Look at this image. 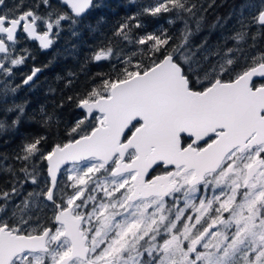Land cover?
I'll list each match as a JSON object with an SVG mask.
<instances>
[{
    "label": "snow or ice",
    "instance_id": "1",
    "mask_svg": "<svg viewBox=\"0 0 264 264\" xmlns=\"http://www.w3.org/2000/svg\"><path fill=\"white\" fill-rule=\"evenodd\" d=\"M100 7L0 0V131L25 117L6 100L20 87L14 69L35 60L21 45L51 49ZM204 10L142 5L113 30L127 50L108 40L88 58L108 71L66 97L75 120L0 152V264H264V0H242L223 43L193 45ZM167 14L184 20L178 40L138 33L141 15Z\"/></svg>",
    "mask_w": 264,
    "mask_h": 264
},
{
    "label": "trees",
    "instance_id": "2",
    "mask_svg": "<svg viewBox=\"0 0 264 264\" xmlns=\"http://www.w3.org/2000/svg\"><path fill=\"white\" fill-rule=\"evenodd\" d=\"M14 2L19 0H9L10 4ZM31 2L32 0H25V5ZM99 2L102 7L95 9L82 24L78 25V35L73 36L66 29L53 48L45 51H41L35 42H27V47L33 51L35 60L29 59L26 64L14 69V83L20 84L21 76H25L33 66L42 67L43 71L29 87L21 86L14 95L10 94L6 98L9 105L12 103L25 105V117L22 118V125L18 128L0 131V152L11 153L26 136L63 132L77 116L75 107L66 101V97L88 87L91 83L90 77L96 72L108 71L107 66L101 68L88 60L92 52L104 42L113 40L112 33L118 23L136 15L141 11L142 5L147 6L153 0H99ZM241 2L242 0H214V2L208 0L204 5L203 0H197V3L203 4L206 10L200 13L203 16L201 30L192 37V44L197 45L204 39L213 45L217 42L223 43L235 27L234 17L229 19V16ZM210 3L212 7H208ZM139 19L142 28L137 31L140 34L163 28L173 40H178L184 28V20L177 19L172 14L155 17L141 15ZM169 20L174 22L169 23ZM217 20L220 21L219 24ZM188 22L193 28L195 27L193 20ZM113 42L117 47H125L127 50L123 43L114 40ZM233 43L229 40L227 46L231 47ZM69 72L76 73L75 78L69 77ZM69 79L73 82L71 86L66 87ZM61 104L63 107L60 106ZM41 108L53 117L50 129L40 121Z\"/></svg>",
    "mask_w": 264,
    "mask_h": 264
},
{
    "label": "flooded vegetation",
    "instance_id": "3",
    "mask_svg": "<svg viewBox=\"0 0 264 264\" xmlns=\"http://www.w3.org/2000/svg\"><path fill=\"white\" fill-rule=\"evenodd\" d=\"M32 42H34V41H32ZM35 43H36V42H35ZM36 44H37V43H36ZM37 45H38V44H37ZM21 46H22V47H24V46L27 47V42H25V44H23V45H21ZM30 72H31V70H30L29 72H26L25 75L30 74ZM38 75H39V74H38ZM37 77H38V76H37ZM37 77H36V78H37ZM24 78H25V76H24ZM24 78H23V79H24ZM36 78H35V79H36ZM23 79H22V78L20 79V81H22V85H23L24 87H29V85H28V86H25V85L23 84ZM35 79H34V81H35ZM32 83H33V82H30V85H31ZM14 116H15V115H12L11 117L14 118ZM44 179H46V174H43V173H42V175H41V181H43ZM42 186H43V184H41V187H42ZM26 187H27L28 191H32V190L34 189L35 186L28 185V186H26Z\"/></svg>",
    "mask_w": 264,
    "mask_h": 264
},
{
    "label": "rangeland",
    "instance_id": "4",
    "mask_svg": "<svg viewBox=\"0 0 264 264\" xmlns=\"http://www.w3.org/2000/svg\"><path fill=\"white\" fill-rule=\"evenodd\" d=\"M207 2H208V0H203V4H204V5H206ZM21 77H22V79H23V78H24V75L21 76ZM13 79H14V78H12L11 81H10L11 84H12V86H16V85H20V87L23 86V85H22V81H20V82H21L20 84H15ZM20 87H19V88H20ZM9 115L12 116L13 114H9ZM14 115H15V114H14ZM60 182L63 183V179H62V178H61V181H60Z\"/></svg>",
    "mask_w": 264,
    "mask_h": 264
},
{
    "label": "water",
    "instance_id": "5",
    "mask_svg": "<svg viewBox=\"0 0 264 264\" xmlns=\"http://www.w3.org/2000/svg\"><path fill=\"white\" fill-rule=\"evenodd\" d=\"M34 42H36L37 44H38V42L37 41H34ZM49 50V49H48ZM35 79V78H34ZM25 86H28V85H25Z\"/></svg>",
    "mask_w": 264,
    "mask_h": 264
}]
</instances>
